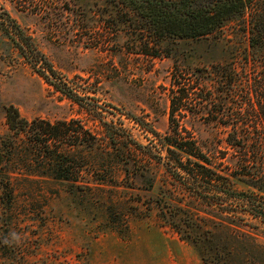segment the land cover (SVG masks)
Here are the masks:
<instances>
[{
	"label": "rangeland",
	"instance_id": "374dc122",
	"mask_svg": "<svg viewBox=\"0 0 264 264\" xmlns=\"http://www.w3.org/2000/svg\"><path fill=\"white\" fill-rule=\"evenodd\" d=\"M114 4L108 0H0V10L16 21L18 31L28 37L57 76L95 91L87 92L93 97L90 102L107 119L122 122L142 145L154 141L152 131L164 134L168 130L170 87L176 73L215 63L238 68L243 57L249 67L255 60L245 19L226 20L199 38L159 40L144 29L135 13L120 12ZM8 30L6 34L0 29L2 159L6 153L1 140L9 133L4 116L8 104L28 120L80 118L93 127L31 67L33 54L20 53L12 39L16 29ZM175 117L180 125L195 129L196 136L209 135L210 126L193 114ZM28 158L23 151L13 174L14 201L20 214L15 230L18 240L11 247L18 256L37 260V264H202L195 248L147 206L150 192L141 188L143 180L123 179L119 186L104 191L72 195L60 182L29 176L33 163ZM156 190L157 185L151 193ZM116 197L124 210L113 207L108 218L103 202ZM121 212L127 213L125 220H117ZM244 223L241 227L247 235L238 238H231L218 225L210 226L212 243L223 249L209 260L264 264V223L250 217Z\"/></svg>",
	"mask_w": 264,
	"mask_h": 264
},
{
	"label": "trees",
	"instance_id": "16d2710c",
	"mask_svg": "<svg viewBox=\"0 0 264 264\" xmlns=\"http://www.w3.org/2000/svg\"><path fill=\"white\" fill-rule=\"evenodd\" d=\"M108 1L117 4L120 12L135 13L144 29L159 40L199 38L226 20L245 19L255 60L249 67L243 57L238 68L215 63L185 74L175 72L168 130L164 134L152 131L154 141L147 146L90 102L93 97L87 92L95 91L57 76L18 31L16 21L0 10V29L6 34L16 29L12 39L20 53L33 54L31 67L93 126L87 127V120L80 118L28 120L13 104L6 106L9 133L1 140L6 159L0 156V262L37 264L11 247L20 214L14 201V165L26 151L33 163L29 176L60 182L72 195L104 191L119 186L123 179L143 180L141 188L150 192L146 204L155 209L158 219L195 248L202 264H219L208 259L223 249L212 243L210 226L218 225L231 238H238L247 235L241 225L249 217L264 223V0ZM186 112L210 126L208 136H196L195 129L178 123L175 116L183 118ZM126 117L138 122L134 115ZM106 202L108 218L113 207L124 210L117 197ZM126 214L121 212L117 220H125Z\"/></svg>",
	"mask_w": 264,
	"mask_h": 264
},
{
	"label": "clouds",
	"instance_id": "9594fccd",
	"mask_svg": "<svg viewBox=\"0 0 264 264\" xmlns=\"http://www.w3.org/2000/svg\"><path fill=\"white\" fill-rule=\"evenodd\" d=\"M11 239H12L13 241H17V240H18V236H17L15 233H12V234H11Z\"/></svg>",
	"mask_w": 264,
	"mask_h": 264
}]
</instances>
